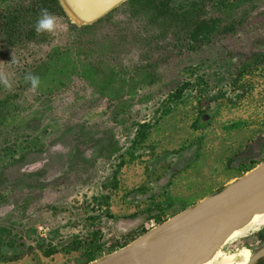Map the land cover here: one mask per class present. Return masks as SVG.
<instances>
[{
	"label": "rangeland",
	"instance_id": "374dc122",
	"mask_svg": "<svg viewBox=\"0 0 264 264\" xmlns=\"http://www.w3.org/2000/svg\"><path fill=\"white\" fill-rule=\"evenodd\" d=\"M32 1L0 0V25L18 17L0 26V264H82L60 248L77 235L105 257L264 161V0H202L187 32L133 0L37 32ZM255 235L222 249L259 252Z\"/></svg>",
	"mask_w": 264,
	"mask_h": 264
},
{
	"label": "water",
	"instance_id": "95a60500",
	"mask_svg": "<svg viewBox=\"0 0 264 264\" xmlns=\"http://www.w3.org/2000/svg\"><path fill=\"white\" fill-rule=\"evenodd\" d=\"M125 1L57 0L67 18L78 27L97 22ZM210 118L212 115L205 114L201 117L200 123L205 124ZM40 165L41 163L29 165L27 170H34ZM263 197L264 161L219 192L205 197L154 227H158V229L153 228L156 231L155 234L148 241L142 242L135 255L136 262L138 264H172L177 253L166 252L167 248L183 238H190L197 233H202L208 226H210L209 229L218 228L223 218L227 220L228 217L249 207ZM142 235H139L138 238ZM164 250L166 251L162 252ZM261 256H264V248L255 255L254 259ZM103 258L104 256L87 264H99Z\"/></svg>",
	"mask_w": 264,
	"mask_h": 264
},
{
	"label": "bare ground",
	"instance_id": "6f19581e",
	"mask_svg": "<svg viewBox=\"0 0 264 264\" xmlns=\"http://www.w3.org/2000/svg\"><path fill=\"white\" fill-rule=\"evenodd\" d=\"M262 226L264 197L227 220L223 218L218 228L209 229L208 226L202 233L183 238L162 252L177 253L172 264H251L255 257L251 249H244V254L240 255L236 251L224 252L222 247L259 230ZM154 229L157 230L158 227ZM154 229L111 252L99 264H138L135 255L142 242L148 241L155 234Z\"/></svg>",
	"mask_w": 264,
	"mask_h": 264
},
{
	"label": "trees",
	"instance_id": "16d2710c",
	"mask_svg": "<svg viewBox=\"0 0 264 264\" xmlns=\"http://www.w3.org/2000/svg\"><path fill=\"white\" fill-rule=\"evenodd\" d=\"M136 5H139V7H142L143 9L149 11L147 14L149 15H162L164 14L165 16L171 17L172 19L169 21H172L173 23H175V25H180V24H184V31H186L187 26L191 25L192 23H194V20L192 19V13L193 14H197L199 11L197 10L196 7H199L200 3H203L204 1L200 0V1H196L193 0L192 2H190L188 4V6L186 8L182 7V6H178V7H174L170 4V0H133ZM219 3H222V0L219 1ZM196 8V11H194V9ZM42 9H46L47 12L51 11V10H56L58 12H62L60 6L57 3V0H33L31 5L29 7H27L25 9V12L27 15H29V17H40L41 16V10ZM191 16V20L190 17ZM150 18V17H149ZM18 19V17L13 14L10 18L5 19L4 21H1L2 24L0 26H2L1 28L4 30V32L10 34L11 36L13 35V31H14V26L13 23L15 22V20ZM147 20L153 21L154 19H152V17L150 19L147 18ZM195 22H198L197 20H195ZM202 28H200V30H202ZM188 30V28H187ZM197 29H194L193 31H191V36L192 37H196V34L198 33ZM187 32V31H186ZM249 64L245 63L242 64L241 68L238 70L237 76L235 77V80L238 78V76L240 77V75L242 74L243 71H246L249 68ZM201 81H197V83L200 84ZM185 86V85H184ZM179 94V91L177 92ZM139 127H143V125H138ZM264 159V157H257V156H251L248 160L252 163V164H256L258 161ZM249 169V168H248ZM246 169V170H248ZM101 198V197H100ZM106 199V197H105ZM160 215H161V211L159 213H157L156 217L154 216V219L156 218L157 221L160 220ZM153 219V220H154ZM94 232V233H93ZM93 233V234H92ZM98 233V231H95V229H92L91 231V236H93L94 234ZM71 236V235H70ZM94 237V236H93ZM93 237H91L90 239L86 236L85 237V241H83L84 239L82 237H78V235L76 237H73L71 239H68L66 242H64L61 245V249L64 250H84L85 251V260L83 261L82 264H85L91 260L94 259L96 253L98 251H102L104 249V246H102L100 243H97L95 241V239H93ZM136 237V236H134ZM134 237H130L129 239H133ZM127 240L130 242V240ZM40 241H42V239L39 240L38 244H41ZM43 243V241H42ZM128 242H116V244H114L113 246H109L107 249V252L110 253L111 251H113V249L119 248L125 244H127ZM55 244V243H54ZM57 245V244H56ZM47 255L55 253L56 252V246L51 245L50 247H48V249L45 251Z\"/></svg>",
	"mask_w": 264,
	"mask_h": 264
},
{
	"label": "clouds",
	"instance_id": "9594fccd",
	"mask_svg": "<svg viewBox=\"0 0 264 264\" xmlns=\"http://www.w3.org/2000/svg\"><path fill=\"white\" fill-rule=\"evenodd\" d=\"M55 28V18L50 15L46 9L41 10V17L35 25V30L37 32H51ZM26 80L31 82L32 89L34 90L39 84V77L33 76L31 74L25 77Z\"/></svg>",
	"mask_w": 264,
	"mask_h": 264
},
{
	"label": "flooded vegetation",
	"instance_id": "af4514ba",
	"mask_svg": "<svg viewBox=\"0 0 264 264\" xmlns=\"http://www.w3.org/2000/svg\"><path fill=\"white\" fill-rule=\"evenodd\" d=\"M42 167L45 168L44 165H42ZM39 168H41V166ZM256 231L257 232H255V231L252 232L254 234H256V233L258 234V236H256V235L254 236V239H257V241H260V242L262 241L260 244L264 248V226H262L259 230H256ZM252 233H250V234H252ZM247 237H248V235L241 237V238H245V241H243V243L240 245V247H242V246H249V244L251 242L247 240ZM241 238H239L235 242L239 241ZM261 246H260V248H261ZM263 248H261V250ZM248 249H250V248H248ZM251 250H252L253 256H255L258 253V252H256L258 250V248L255 250V252L253 251V248H251ZM236 252L237 253H240V255H243L244 254V249L237 250ZM251 264H264V256H261V257H259L257 259H254Z\"/></svg>",
	"mask_w": 264,
	"mask_h": 264
}]
</instances>
